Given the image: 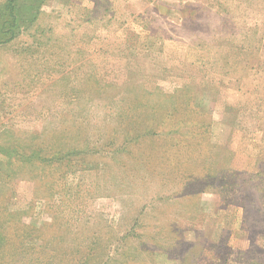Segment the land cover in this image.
Returning <instances> with one entry per match:
<instances>
[{
  "label": "rangeland",
  "instance_id": "1",
  "mask_svg": "<svg viewBox=\"0 0 264 264\" xmlns=\"http://www.w3.org/2000/svg\"><path fill=\"white\" fill-rule=\"evenodd\" d=\"M13 5L0 264H264V0Z\"/></svg>",
  "mask_w": 264,
  "mask_h": 264
},
{
  "label": "trees",
  "instance_id": "2",
  "mask_svg": "<svg viewBox=\"0 0 264 264\" xmlns=\"http://www.w3.org/2000/svg\"><path fill=\"white\" fill-rule=\"evenodd\" d=\"M15 0H8L7 1V4H6V8H7V14H6V19L5 20H1L2 23H0V30L1 32L3 31L4 34H7L9 33L8 31H10L12 29V27L14 25H18L19 21H18V18L16 17V15L13 13V10H14V3ZM209 122L205 123V125H208ZM111 144H109V142L106 144V147L110 146ZM69 152V148H66L63 153V155H66L68 154ZM67 156V155H66ZM59 156H57L54 160L58 159ZM65 156H63L61 159H58L56 162H61V160L64 158ZM53 158H48V160H51ZM29 161V160H27ZM26 161V162H27ZM51 162H54L53 160H51ZM50 162V163H51ZM23 163V162H22ZM25 163H23L22 165H24ZM29 164V162H28ZM53 165L50 164V167H52ZM59 167H63L64 165L63 164H58Z\"/></svg>",
  "mask_w": 264,
  "mask_h": 264
}]
</instances>
